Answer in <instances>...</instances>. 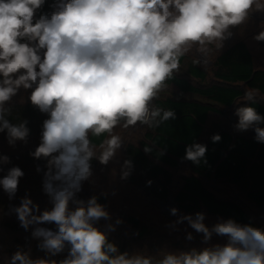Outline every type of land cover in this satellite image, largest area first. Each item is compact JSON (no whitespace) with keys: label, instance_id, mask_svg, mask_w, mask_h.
<instances>
[{"label":"clouds","instance_id":"obj_1","mask_svg":"<svg viewBox=\"0 0 264 264\" xmlns=\"http://www.w3.org/2000/svg\"><path fill=\"white\" fill-rule=\"evenodd\" d=\"M44 3L0 0V133L6 132L9 145L27 142L28 122L11 123L8 105L21 88L31 89V104L49 118L30 155L47 162L42 187L53 205L41 212L25 195L11 209L22 228H32L31 235L40 241L38 247L47 258L32 259L28 252L17 250L6 264H264V229L233 219L209 228L204 213L179 215L175 207L170 213L177 219L168 227L178 230L186 221L203 234V243L213 234L227 237V242L165 252L159 258L121 253L106 231L96 227L101 219H110L105 206L96 196L77 199L83 183L93 176L91 161L107 165L121 149L123 139L114 129L157 128L176 118L174 110L156 107L153 101L179 70L180 58L192 46L205 57L210 44L221 49L232 35L230 28L247 19L254 0H57L50 14L36 18ZM254 38L264 41V31ZM259 95V89H247L243 101L254 103ZM235 115L236 131L253 130L255 140L264 143L260 126L264 116L255 107H238ZM105 134L99 146L90 138ZM211 140L217 143L221 136L215 134ZM154 147L155 141L143 150L150 154ZM206 152V145L194 142L186 146L182 159L207 163ZM9 163L8 156H0V165ZM132 170V161L125 160L121 179ZM23 176L21 168L13 166L0 178L9 200L15 198ZM45 223H54L57 230L40 227ZM106 229L115 231V225ZM186 238L191 241L192 233ZM66 247V258L51 259Z\"/></svg>","mask_w":264,"mask_h":264},{"label":"trees","instance_id":"obj_2","mask_svg":"<svg viewBox=\"0 0 264 264\" xmlns=\"http://www.w3.org/2000/svg\"><path fill=\"white\" fill-rule=\"evenodd\" d=\"M56 2L57 0H45L42 8L37 10L36 18L42 14H50L54 10L52 5ZM257 9L254 0L249 13H254ZM246 20L252 18L248 16ZM242 26L240 24L230 30L236 34ZM244 37L246 36H234L227 43L223 41L225 46L219 50L213 47L216 52L213 53L209 66L202 65L199 60L185 53L180 58L179 70L166 81V85L176 88L181 94L189 95V98L166 96L164 90L161 91L153 101L154 105L165 110H174L176 118L157 128L150 129L146 126L142 138L137 143H127L123 154L125 160L132 161L133 175L135 179L139 177L138 182L148 195L158 199L172 197L179 209L185 213L203 210L206 214L225 221L233 219L240 225L264 229V225L257 223L237 201L218 197L205 183L216 181L223 185H234L264 217V143L257 142L255 135L234 134L226 126L220 128L218 122H209L210 113L220 112L219 108L229 111L238 105L237 102L243 99L247 89H259L260 95L264 97V69L255 66ZM244 104L255 107L257 112L264 116V103L255 100L254 103L245 101ZM8 106L11 107V115L8 116L10 122L18 124L26 120V126L30 130L28 139L40 143L42 125L44 120L49 118V114L42 113L26 97L24 101H10ZM260 126L264 127V124ZM215 134L221 136L217 143L211 140ZM106 136L107 134L90 138L99 146ZM1 139L8 140L6 132L0 133ZM153 141V151L146 154L143 150L145 145H150ZM194 142L207 146V163L202 161L200 165H196L182 159L186 146ZM162 149L165 151L160 155ZM9 158L10 163L0 171V178H3L11 167L18 166L24 172L19 183H31L34 178L27 166L32 165L36 170L38 167L41 169L39 174L43 179L47 163L45 159L37 160L26 153ZM91 165L92 168L96 166V159L91 161ZM180 165H186L188 170L179 183L175 184L168 168H178ZM24 196L23 192L17 191L15 198L9 200L0 187V264H6L17 250L28 252L32 259L47 258L46 252L38 247L40 241L32 237V228L27 231L22 228L15 213L11 211L13 207L20 205ZM92 196H96L100 204L107 206L105 195L93 193L90 197ZM47 197L44 193L43 199L33 201L39 205L41 212L44 211ZM50 206L47 210L53 207L51 202ZM119 219L124 225H129L138 238L147 236V227L137 217L122 212ZM105 225L107 224L100 222L96 227L106 231L109 242L114 243L119 252H125L126 247L119 243L117 236L114 237L107 231ZM40 227L57 230L54 223H45ZM67 255L66 247L64 252L51 259L59 261Z\"/></svg>","mask_w":264,"mask_h":264},{"label":"rangeland","instance_id":"obj_3","mask_svg":"<svg viewBox=\"0 0 264 264\" xmlns=\"http://www.w3.org/2000/svg\"><path fill=\"white\" fill-rule=\"evenodd\" d=\"M256 5L258 6V9L254 12L255 17H251L252 20L244 21L242 23L243 26L238 28V33L235 34L230 30L232 35L224 41L227 43L234 36H246L244 38L246 39L248 48L253 55L255 66L264 69V41H257L254 38L261 31H264V0H256ZM208 47L211 51L208 53L207 57L197 51V46H192L186 51V53L199 60L202 65L209 66L216 49L213 48L215 47V44H210ZM205 59H207L206 64L203 63ZM167 92L170 94L175 93L173 87H169ZM30 94L31 89L25 90L21 88L11 101H24V97L28 98ZM256 100L264 103V97L261 95H259ZM240 103H238L234 109L225 112L227 118L230 121L232 120L234 124L238 122L235 110ZM214 117L215 115H212V118ZM145 130L146 125H137L136 127H129L128 129L118 126L114 129V133L120 135L123 139L121 149L107 165H102L96 160V166L92 168L93 176L89 181L83 183L81 192L77 194V199L87 201L88 197L93 193L103 194L107 197V206H105V208L110 214V219H101L96 225L100 222L106 223L107 225H115V231H110L111 235L118 237L119 243H122L126 247L125 252H128L129 254L141 253L159 258L162 257L165 252L175 253L180 251H190L193 248L200 250L204 247L225 244L227 242V237H221L216 234H213L211 240L207 244L203 243V234L196 233L193 229L188 227L186 221L177 226L178 230L168 227L170 222L177 219L176 216H173L170 213V209L173 208V206L165 204L168 200H173L172 197L158 199L148 195L147 191H145L139 184V180L137 179L139 177H136L135 179L133 175L134 172H131V175L127 179H121V169L125 161L123 154L124 147L127 143H137L142 138ZM236 133L252 135L253 130H248L246 132L236 131ZM38 145L39 143L37 141L27 139L26 143L23 141H17L16 144L12 146L9 145L8 140L1 139L0 156L6 155L11 157L16 154L26 153L33 158L30 153L33 152ZM99 151L100 149L97 147V154H99ZM7 165L9 164L0 165V168H6ZM27 169L31 176H33L34 181L31 183L25 181L20 182L18 185V191L23 192L24 195H28L33 201H40L44 198L42 187L43 179L34 166L28 165ZM168 170L171 172L175 184H178L188 168L186 165H180L178 168H168ZM205 183L218 197L237 201L249 212L257 223L264 225V217L260 211L235 187L231 188L226 185L223 186L224 189L222 192L217 193V190L213 187L214 182L209 181ZM49 199L50 198L47 197L45 200L44 210L50 209L51 207ZM160 203L163 204V206ZM178 210L179 215L191 214L194 216L195 213H197H185L179 208ZM122 212L137 217L141 223L147 227L149 234L147 233L146 237L140 239L138 238L137 233L133 231L129 225H124L123 223L116 225L115 222L119 219ZM199 212L205 214L206 218L204 223L209 228L217 222L225 221L221 218L210 216L203 210ZM188 232H191L193 235L191 241L186 238Z\"/></svg>","mask_w":264,"mask_h":264},{"label":"crops","instance_id":"obj_4","mask_svg":"<svg viewBox=\"0 0 264 264\" xmlns=\"http://www.w3.org/2000/svg\"><path fill=\"white\" fill-rule=\"evenodd\" d=\"M169 87H172V86H167L165 89H164V94L166 95V96H169V95H171V96H173V97H176V98H178V97H184V98H189V95H187V94H181L176 88H174V92L175 93H168L167 92V89L169 88ZM240 102L242 103L241 105L242 106H244L245 104V101H243V99H240ZM239 107V106H238ZM237 107V108H238ZM241 107V106H240ZM232 109H234V108H232ZM230 110V109H229ZM219 111L220 112H218V113H210L209 114V122H218L219 124H218V126H220V128H223L224 126H226V127H228L229 128V130H231V131H233V133L234 134H238V133H236V130H235V128H234V123L232 122V120L230 121L228 118H227V116H226V114H225V112H226V109L225 108H219ZM212 115H215V117L214 118H212ZM241 135H244V134H241ZM252 135H255V132L253 131V134ZM213 182V181H212ZM227 184H221V183H219V182H216V181H214V183H213V187L217 190V193H219V192H222L223 191V189H224V187L223 186H226ZM227 186H229V187H234V185H227Z\"/></svg>","mask_w":264,"mask_h":264},{"label":"water","instance_id":"obj_5","mask_svg":"<svg viewBox=\"0 0 264 264\" xmlns=\"http://www.w3.org/2000/svg\"><path fill=\"white\" fill-rule=\"evenodd\" d=\"M248 16H250V17H255V14L254 13H249L248 14ZM124 151V150H123ZM207 182V181H206ZM214 182V181H213ZM157 201V200H156ZM161 204V203H160ZM166 205H168V206H173V207H175V208H179L178 207V205L173 201V200H168L166 203H165ZM171 204V205H170ZM162 206H163V204H161Z\"/></svg>","mask_w":264,"mask_h":264}]
</instances>
